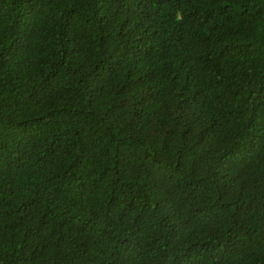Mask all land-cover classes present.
I'll use <instances>...</instances> for the list:
<instances>
[{
    "label": "trees",
    "instance_id": "1",
    "mask_svg": "<svg viewBox=\"0 0 264 264\" xmlns=\"http://www.w3.org/2000/svg\"><path fill=\"white\" fill-rule=\"evenodd\" d=\"M0 264H264V0H0Z\"/></svg>",
    "mask_w": 264,
    "mask_h": 264
}]
</instances>
